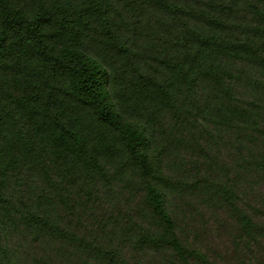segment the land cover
Instances as JSON below:
<instances>
[{"label": "trees", "instance_id": "trees-1", "mask_svg": "<svg viewBox=\"0 0 264 264\" xmlns=\"http://www.w3.org/2000/svg\"><path fill=\"white\" fill-rule=\"evenodd\" d=\"M0 264H264V0H0Z\"/></svg>", "mask_w": 264, "mask_h": 264}]
</instances>
